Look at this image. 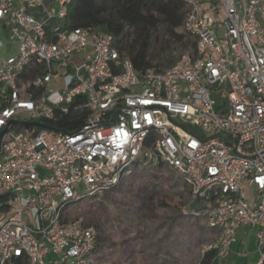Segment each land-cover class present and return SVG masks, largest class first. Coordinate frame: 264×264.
Returning a JSON list of instances; mask_svg holds the SVG:
<instances>
[{
    "label": "built area",
    "instance_id": "2783aa9c",
    "mask_svg": "<svg viewBox=\"0 0 264 264\" xmlns=\"http://www.w3.org/2000/svg\"><path fill=\"white\" fill-rule=\"evenodd\" d=\"M182 1L195 48L137 69L112 33L64 28L71 0H0V264H95L97 231L68 210L148 153L217 231L202 253L253 228L264 264V0ZM72 104L83 122L54 129Z\"/></svg>",
    "mask_w": 264,
    "mask_h": 264
},
{
    "label": "rangeland",
    "instance_id": "374dc122",
    "mask_svg": "<svg viewBox=\"0 0 264 264\" xmlns=\"http://www.w3.org/2000/svg\"><path fill=\"white\" fill-rule=\"evenodd\" d=\"M0 39L7 41L1 27ZM192 50L193 39L185 34L178 41L162 38L156 30L152 32V66L161 63L160 67H164L166 56L178 60ZM190 128L202 134L199 127ZM245 191L255 196L252 188ZM193 206L181 178L148 153L103 198L72 205L68 217L95 227V264H197L202 251L216 241L217 231L204 224L197 204L194 209ZM244 248L247 250V246ZM237 259L228 255L218 263L255 264L249 257Z\"/></svg>",
    "mask_w": 264,
    "mask_h": 264
},
{
    "label": "trees",
    "instance_id": "16d2710c",
    "mask_svg": "<svg viewBox=\"0 0 264 264\" xmlns=\"http://www.w3.org/2000/svg\"><path fill=\"white\" fill-rule=\"evenodd\" d=\"M186 11L182 0H71L64 28L92 26L112 33L120 54L128 57L135 68L161 69L170 67L177 59L166 56L164 67H160L161 63L152 66L149 51L152 32L158 31L167 40L181 41L184 34L193 39L182 27ZM80 102L83 98L73 103ZM74 104L69 113L52 123L54 129L72 132L79 127L86 110L75 109ZM218 260L214 250H207L197 264H219Z\"/></svg>",
    "mask_w": 264,
    "mask_h": 264
},
{
    "label": "crops",
    "instance_id": "0c3cea01",
    "mask_svg": "<svg viewBox=\"0 0 264 264\" xmlns=\"http://www.w3.org/2000/svg\"><path fill=\"white\" fill-rule=\"evenodd\" d=\"M235 235H236L237 240L232 245V251H231L229 256L238 257L236 252L239 250H244L247 253V255L242 256V257H238V259L249 257V260L251 262L255 263L257 258H258V253L256 252L257 240H256V236H255V229H253V228H250V229L239 228L236 230ZM246 246H247V250H245V248H244ZM234 264H248V263H247V261H242L240 263L235 262Z\"/></svg>",
    "mask_w": 264,
    "mask_h": 264
},
{
    "label": "water",
    "instance_id": "95a60500",
    "mask_svg": "<svg viewBox=\"0 0 264 264\" xmlns=\"http://www.w3.org/2000/svg\"><path fill=\"white\" fill-rule=\"evenodd\" d=\"M28 125H31V126H40V127H49V125H47V124L38 123V122H29Z\"/></svg>",
    "mask_w": 264,
    "mask_h": 264
}]
</instances>
